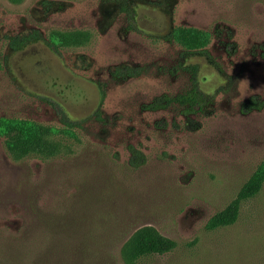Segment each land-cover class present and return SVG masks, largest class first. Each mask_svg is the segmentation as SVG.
<instances>
[{"label":"rangeland","instance_id":"obj_1","mask_svg":"<svg viewBox=\"0 0 264 264\" xmlns=\"http://www.w3.org/2000/svg\"><path fill=\"white\" fill-rule=\"evenodd\" d=\"M194 80L204 109H146ZM0 120L56 147L0 134V264H128L143 226L177 247L133 264H264V185L207 228L264 162V0H0Z\"/></svg>","mask_w":264,"mask_h":264},{"label":"trees","instance_id":"obj_2","mask_svg":"<svg viewBox=\"0 0 264 264\" xmlns=\"http://www.w3.org/2000/svg\"><path fill=\"white\" fill-rule=\"evenodd\" d=\"M27 37H16L10 39V46L19 48L26 43ZM191 45V43H189ZM194 46V45H193ZM190 69L195 70L192 66ZM136 69L130 67H116L114 75L116 77H132L137 74ZM210 102V98L201 92L196 81L192 82L191 87L184 93L173 98L163 96L146 106L148 110H159L166 108L170 104H178L186 115L204 109ZM263 103L252 98L244 107L247 110L260 109ZM68 127L79 126L78 122H63ZM49 129L37 125L31 121H6L0 120V134L8 139L7 144L15 154L25 156L32 152L50 153L56 152L54 144L50 143L46 136ZM137 151L133 150V156L137 158ZM264 185V162L257 168L249 181L241 188L237 197L223 211L217 213L207 224V228L215 230L227 227L236 223L239 218L242 203L255 197ZM177 247V242L164 236L153 226H143L136 230L129 240L125 243L122 254L128 264H133L138 259L150 255H164L173 251Z\"/></svg>","mask_w":264,"mask_h":264}]
</instances>
